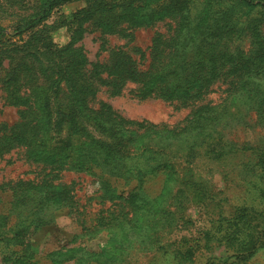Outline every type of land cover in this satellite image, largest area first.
<instances>
[{
  "label": "trees",
  "instance_id": "obj_1",
  "mask_svg": "<svg viewBox=\"0 0 264 264\" xmlns=\"http://www.w3.org/2000/svg\"><path fill=\"white\" fill-rule=\"evenodd\" d=\"M72 1L0 0V90L18 116L0 124V169L21 161L0 182V193L9 192L0 244L10 264H35L31 237L59 207L68 209L81 234L104 230L117 238L134 229L143 236L141 251L165 248L183 218L180 197L203 199L210 192L207 181L175 174L176 159L238 117L264 118V0H83L68 17L46 23L54 9ZM158 22L166 30H155L145 50L133 46L136 59L125 46L135 30ZM60 27L68 33L63 45L51 36ZM87 32L99 34L94 60L80 43ZM235 34L249 37L246 48L231 47ZM109 37L125 43L111 44ZM219 82L225 84L219 103L195 105ZM125 90L139 101L154 98L189 111L182 125L167 127L124 117L97 100L100 92L117 97ZM65 171L90 179L83 203L74 179L61 180ZM158 175L175 187L164 198L156 196ZM241 214V220H227L229 232L217 234L233 251L204 264L245 262L264 245V210L258 219L244 209ZM192 247L174 255L178 264L193 261ZM122 248L78 263L81 253L66 257L72 247L56 256L60 264H131Z\"/></svg>",
  "mask_w": 264,
  "mask_h": 264
},
{
  "label": "rangeland",
  "instance_id": "obj_2",
  "mask_svg": "<svg viewBox=\"0 0 264 264\" xmlns=\"http://www.w3.org/2000/svg\"><path fill=\"white\" fill-rule=\"evenodd\" d=\"M84 5L83 0H74L53 10L46 23H52L59 15L68 17L71 12ZM155 30L165 31L166 24L158 22L154 27L140 28L135 30L133 42L127 43L125 48L130 49V53L139 58V53L133 51V46L142 50L149 45L150 38ZM247 30H243L244 32ZM241 32L238 34H241ZM234 35L230 41L231 47L240 46L246 48L249 44V37L246 35ZM97 32H87L83 35L80 43L87 52L90 60L99 58L97 54L99 40ZM52 40L63 45L68 41L66 27L55 29L52 33ZM15 39L18 38L14 36ZM111 44H124L125 40L117 37H109ZM142 62H144L142 60ZM224 83H216L212 86L208 94L199 104H216L224 97ZM107 101L118 113L130 119H145L151 123L165 125L167 127L180 126L187 115L189 109L178 107L175 103H167L159 99H145L142 101L132 97L125 90L122 95L117 97H108L104 92L98 94L97 100ZM16 108L3 102L2 91L0 90V124H12L17 120ZM220 132L210 139L207 144L198 148L191 155H182L175 166L174 173L180 175L191 174L195 182L203 180L208 182L210 192L208 196L199 199H189L187 196H181L179 202L183 205V218L175 227L169 236V245L159 251H141L145 246L141 242L142 235L134 229L127 230L117 238L112 233L99 230L96 234L89 236L81 234L80 226L72 218L67 208H57L54 220L51 223L41 225L31 237L32 259L35 264H60L58 252H65L68 248H74V251L66 257L70 258L75 254H80L75 261L80 262L81 258L95 260L104 254H107L112 248L126 250V255L131 264H178L174 255L184 250L188 245L193 246V261H186L184 264H204L205 258L215 257L224 260L233 251L226 246V243L217 241V234L224 231L229 232V223L227 220H241V211L251 218H260V213L264 210V162L259 157L264 155V118L257 120L253 114L243 118H237L230 121L222 128ZM254 150V154L250 152ZM14 158V157H13ZM21 161L16 164L20 165ZM5 164L1 160L0 166ZM16 164H6L0 169V182L7 178L10 169ZM26 169L23 165L16 173ZM82 175V174H80ZM71 179L75 181L80 200L85 201L87 195L91 194L92 185L90 179L80 180L79 174L65 171L62 173L61 180L68 183ZM155 187L156 196L163 198L174 192V186L169 184L170 180H164V176H157ZM171 187V189H170ZM0 213L8 207L9 192L0 193ZM93 202V201H92ZM244 215V217L247 218ZM235 230V229H233ZM231 231V230H230ZM80 233V234H79ZM4 249L0 244V264H10L8 259H3L1 251ZM167 250V251H166ZM166 251V252H165ZM66 253V252H65ZM87 253L89 255H87ZM75 257V256H74ZM76 258V257H75ZM58 260V261H56ZM179 260V259H178ZM232 259L229 260V263ZM72 260L63 259L61 264H71ZM13 264H22L13 263ZM180 264V263H179ZM238 264H264V245L258 248L255 253L245 262Z\"/></svg>",
  "mask_w": 264,
  "mask_h": 264
}]
</instances>
